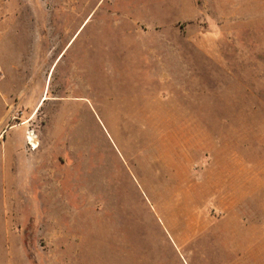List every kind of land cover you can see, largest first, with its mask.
I'll return each mask as SVG.
<instances>
[{"label": "rangeland", "instance_id": "1", "mask_svg": "<svg viewBox=\"0 0 264 264\" xmlns=\"http://www.w3.org/2000/svg\"><path fill=\"white\" fill-rule=\"evenodd\" d=\"M0 49V264L264 249V0H0Z\"/></svg>", "mask_w": 264, "mask_h": 264}, {"label": "crops", "instance_id": "2", "mask_svg": "<svg viewBox=\"0 0 264 264\" xmlns=\"http://www.w3.org/2000/svg\"><path fill=\"white\" fill-rule=\"evenodd\" d=\"M1 50V49H0ZM1 66V64H0ZM1 73V72H0ZM3 75V74H2ZM257 241L259 243L264 244V238L262 240L257 237ZM228 255V254H226ZM225 255H222L220 259H225ZM240 262H236V264H264V249L259 251H244L239 257Z\"/></svg>", "mask_w": 264, "mask_h": 264}, {"label": "bare ground", "instance_id": "3", "mask_svg": "<svg viewBox=\"0 0 264 264\" xmlns=\"http://www.w3.org/2000/svg\"><path fill=\"white\" fill-rule=\"evenodd\" d=\"M43 100V99H42ZM34 139V136L32 134L29 135V141L32 142V140Z\"/></svg>", "mask_w": 264, "mask_h": 264}, {"label": "built area", "instance_id": "4", "mask_svg": "<svg viewBox=\"0 0 264 264\" xmlns=\"http://www.w3.org/2000/svg\"><path fill=\"white\" fill-rule=\"evenodd\" d=\"M2 77H3V75H2V73H0V81L2 80Z\"/></svg>", "mask_w": 264, "mask_h": 264}]
</instances>
